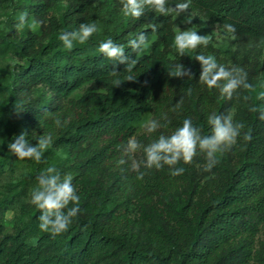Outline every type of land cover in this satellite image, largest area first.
<instances>
[{"label":"trees","instance_id":"16d2710c","mask_svg":"<svg viewBox=\"0 0 264 264\" xmlns=\"http://www.w3.org/2000/svg\"><path fill=\"white\" fill-rule=\"evenodd\" d=\"M96 1L0 0V6L10 3L14 11L38 22V32H16L13 26L0 30V54L11 51L22 59L10 69L0 66V177L24 161L31 167L0 196V264H264V120L250 111L251 106L264 109V99L258 98L264 93V0H191L188 11L209 27L232 24L235 38L262 47L239 62L255 91L240 89L231 100L198 82L200 65L192 57L208 55L210 46L176 55L174 11L161 16L146 10L138 20L127 18L119 28L104 26L85 44L65 49L61 33L81 23L98 25ZM62 2V11L54 14ZM183 2L168 0V6ZM152 24L157 25L155 32ZM141 32L150 43L147 53L134 52L128 44ZM109 37L137 61L136 82L111 85L112 62L97 51ZM178 62L193 78L167 75L166 69ZM124 67L117 65L121 77ZM84 84L86 89L75 97ZM17 104L25 107L19 114L13 109ZM146 112L162 124L166 118L168 127L137 133L136 124ZM212 112L244 121L252 129V140L238 142L211 171L203 170V156L177 165L184 167L182 175L171 176L165 166L148 170L143 181L135 179L130 162L117 166V146L130 136L148 144L161 133L170 134L185 118L208 135L206 117ZM21 132L33 141L51 134L40 163L8 151L7 144ZM57 149L66 152L67 162L55 167L59 173L75 172L82 212L67 232L52 237L38 227L39 210L28 205L26 218L5 232L6 212L27 194L41 171L53 166ZM135 158L143 159V153Z\"/></svg>","mask_w":264,"mask_h":264},{"label":"clouds","instance_id":"9594fccd","mask_svg":"<svg viewBox=\"0 0 264 264\" xmlns=\"http://www.w3.org/2000/svg\"><path fill=\"white\" fill-rule=\"evenodd\" d=\"M120 4L121 12L125 17L138 20L146 10L161 16H167L170 11H174L179 16L189 10L191 0L177 3L172 9L168 6V0H120ZM27 16V13H21L18 27H23L27 23ZM191 20L192 17H189L185 22L190 24ZM37 23L34 21L29 27L35 29ZM150 28L155 32L157 25L152 24ZM223 28L227 33L232 34L233 39L235 38L234 25L225 23ZM97 32L98 27L95 23H81L78 29L63 32L58 38L65 49L72 50L74 44H85ZM211 42L212 38L209 35H200L195 30H181L174 34L172 47L177 56L183 57L195 53L201 46L207 47ZM147 43L148 37L144 32L128 41L134 52L142 51ZM97 51L112 62L110 72L113 77L112 86L120 87L122 82L137 81L139 73L134 72L137 61L126 54L124 45L115 43L109 37L99 43ZM192 58L200 65L198 82L209 89H218L222 98L231 100L240 89L255 91L253 85L248 83L247 72L242 68H227L219 64L212 55L195 54ZM119 64L125 66L126 75L123 77L120 76V71H117ZM166 71L169 77L181 79L193 78L194 75L180 62L170 65ZM258 98L264 99V93L259 94ZM243 99L249 100L250 97L244 96ZM181 105L182 101L177 102L173 111L178 110ZM13 109L16 114H19L25 110V107L17 104ZM250 111L259 112L258 118L264 120V109L251 106ZM206 119L210 127L208 135L202 134L201 129L193 124L191 118H185L181 125L170 134L161 133L148 144L141 143L136 136H130L124 144L117 146L120 150V158L116 161L117 166L130 162V170L135 173V179L143 181L148 170H161L165 166L170 170L171 176L182 175L185 169L177 165L181 163L190 165L197 156H203L205 161L203 170L209 172L219 163V158L224 153L238 146V142L243 141L246 145L252 140L251 127L247 126L244 121L235 120L233 115H218L212 112ZM168 123L166 118L163 124L157 119H150L144 125V132L152 134L160 128H167ZM55 124L58 127L63 126L59 118H56ZM51 143V134L41 136L33 144L26 139V133L21 132L14 136V139L7 144V148L20 160L29 159L40 163ZM140 152L143 153V159L137 160L135 156ZM36 180L37 185L31 193L30 202L39 210V229L49 233L52 237L67 232L73 219L82 212L80 197L72 183L73 177L65 174L62 178L56 167L50 166L41 171Z\"/></svg>","mask_w":264,"mask_h":264},{"label":"rangeland","instance_id":"374dc122","mask_svg":"<svg viewBox=\"0 0 264 264\" xmlns=\"http://www.w3.org/2000/svg\"><path fill=\"white\" fill-rule=\"evenodd\" d=\"M64 4L65 3L62 2L53 11L54 14H59L62 11ZM95 8L98 13V30H102L104 26H107L108 28H119L121 24H124L127 19V17H125L121 12L120 0H97L95 2ZM20 15V12L14 11L12 4L3 3L0 6V30L2 32H7L9 28L13 26L16 29V32H19L20 30H31L33 32H38V25L35 27V29L29 27V25L34 22L30 15L27 16V23L23 27H18ZM189 17H192L190 24L185 22ZM173 27L175 33L181 30H195L200 35H209L212 38V42L208 45L211 48V50L208 51V55L214 56L217 62L225 67L234 66L239 68L240 60L244 58L250 59V55L256 52L255 50L262 48L259 44H254L250 41H244L237 38L233 39L232 34L227 33L218 24L209 27L204 18L190 11L182 13L179 16H177L174 12ZM149 47L150 43H147L141 53H147L149 51ZM198 49L206 50V47L201 46ZM18 63H22V59L19 58V56L15 53L7 51L0 54V66L10 69ZM87 85L88 84H84L80 89L76 90L73 95L75 97L79 96L86 89ZM1 102L2 99L0 97V104ZM150 119L151 114L146 112L142 116V119L136 124V132H143L145 123ZM38 139L39 138H36L34 141L29 140V142L35 144ZM66 158V152L62 149H57L56 156L51 164L53 166L66 164ZM30 170L31 167L26 161L21 162L13 170L8 169L0 177V196L7 193L8 189L10 188V184L17 183L22 178V176L28 174ZM64 170L60 171L62 178L65 174H70L74 178L75 172L71 170ZM36 185L37 181L29 187L27 194L21 197L11 210L6 212L5 232L14 231L15 228L21 223V218H26L25 208L28 205H32L30 202L31 193ZM260 236L261 235L259 234V237Z\"/></svg>","mask_w":264,"mask_h":264}]
</instances>
